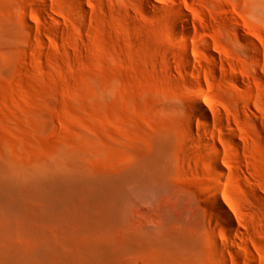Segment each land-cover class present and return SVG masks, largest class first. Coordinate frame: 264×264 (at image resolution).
Instances as JSON below:
<instances>
[{"label": "rangeland", "instance_id": "374dc122", "mask_svg": "<svg viewBox=\"0 0 264 264\" xmlns=\"http://www.w3.org/2000/svg\"><path fill=\"white\" fill-rule=\"evenodd\" d=\"M0 264H264V0H0Z\"/></svg>", "mask_w": 264, "mask_h": 264}, {"label": "bare ground", "instance_id": "6f19581e", "mask_svg": "<svg viewBox=\"0 0 264 264\" xmlns=\"http://www.w3.org/2000/svg\"><path fill=\"white\" fill-rule=\"evenodd\" d=\"M195 99H192L191 101H194ZM196 100H198V99H196ZM196 100L193 103L191 102L192 104H194L193 106H195V108L193 106H192V108H194V111L197 110L198 114L204 115L205 111L203 110L199 101H196ZM213 200H214V198H213ZM212 206L215 209L217 215L221 216L225 220V222H228L229 216H228L227 210L225 209L223 204L221 202H219L218 199L213 201Z\"/></svg>", "mask_w": 264, "mask_h": 264}]
</instances>
